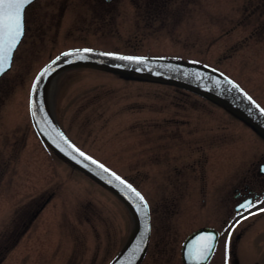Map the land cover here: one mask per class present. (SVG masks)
<instances>
[{
    "label": "rangeland",
    "instance_id": "1",
    "mask_svg": "<svg viewBox=\"0 0 264 264\" xmlns=\"http://www.w3.org/2000/svg\"><path fill=\"white\" fill-rule=\"evenodd\" d=\"M71 46L199 60L264 106V0H35L12 66L0 77V264H106L133 228L125 205L51 151L33 126V80ZM48 98L70 137L134 180L151 204V245L141 264H178L176 239L200 218L209 220L204 214L232 205L219 208L208 197L186 216L197 188L212 193L230 164L239 177L240 169L264 161L260 133L207 98L164 82L73 68L55 76ZM198 136L205 141L191 144ZM204 152L205 178L182 172L181 203L169 204L178 207L172 219L162 201L171 189L166 170L175 164L165 159L189 166ZM252 222L239 259L263 264L264 214Z\"/></svg>",
    "mask_w": 264,
    "mask_h": 264
},
{
    "label": "water",
    "instance_id": "2",
    "mask_svg": "<svg viewBox=\"0 0 264 264\" xmlns=\"http://www.w3.org/2000/svg\"><path fill=\"white\" fill-rule=\"evenodd\" d=\"M27 6L28 5L25 6V9ZM83 49H92L93 52L84 53L81 51L79 56L73 55L69 57H64L62 55L64 53H75L77 50ZM14 52L15 50L11 53V61L6 71L11 67ZM99 53H115L117 56L144 57L147 58V60L144 64H137L131 61L119 60L111 56L99 55ZM57 57H60V59L57 60ZM79 65H93L119 71L127 76H141L189 87L228 106L264 135V113H261L255 105H259L260 108L263 107L236 81L222 72L206 65L182 59L133 55L92 47H76L62 51L38 72L30 90V112L36 130L43 140L66 160L110 188L125 201L134 215L135 227L125 246L109 264H138L146 251L149 241V208H147V215H145V211L141 207L137 197H135L125 185L116 180L115 177L112 176V173H115L124 181L127 180L98 159L80 149L65 134L56 121L49 105L48 89L54 77L65 69ZM229 81H231L232 84L238 85L239 88L233 87L232 84L228 83ZM245 93L255 101V104H252L247 99L244 95ZM75 149H79V152ZM80 152H83L85 156L91 157L92 160L98 163L93 164L91 160H87L84 156H81L79 154ZM99 164H103L109 171L105 172L98 166ZM127 183L131 184L128 181ZM132 187L135 188L133 185ZM135 189L142 195L137 188Z\"/></svg>",
    "mask_w": 264,
    "mask_h": 264
},
{
    "label": "flooded vegetation",
    "instance_id": "3",
    "mask_svg": "<svg viewBox=\"0 0 264 264\" xmlns=\"http://www.w3.org/2000/svg\"><path fill=\"white\" fill-rule=\"evenodd\" d=\"M173 86L190 93H195L206 99V96H204L203 94L185 89L179 85H173ZM208 100L222 107L220 103L214 100H210V99ZM225 110L228 111L229 113H232L227 108ZM196 139H199L197 141H201V140L205 141L204 140L205 138H202V136L201 137L198 136L195 138H191L192 142L190 143L191 144L195 143L194 141ZM214 139L215 137L213 138V142ZM200 149H196V150L200 151ZM166 160L168 162L170 161L171 163L173 162V165L174 164L175 165L173 168L168 167L169 169L166 170L169 172L166 178L169 181L168 185H171V189L169 188V192H167V194L169 193V195L165 197L166 201L164 198L162 202L168 203L167 211L169 216L172 217L173 219V217L178 212V207L176 208L173 207L171 209L170 205H177L181 203L179 199L180 192L178 189L179 188L178 181L180 180V177H182L185 174V171H188L189 169L193 173H195V170H198V172L201 173L200 178L203 180V178H205L204 172H205L206 156L204 152L200 156L194 157L193 161L189 163V166L188 163H185L184 166H180L179 164H177L178 158L175 156H173V158L171 157L170 160L166 158L165 161ZM171 163L167 165L169 166ZM262 163H264L263 160L262 162L259 163L258 167L256 165H252V166L248 165L246 166V169L244 170L240 169L241 174L239 175V177L237 175L238 172L237 166L230 164L229 166L226 167V169L223 170L225 172H223L220 175V180L218 182V185L214 186L215 187L214 192L206 193L205 187L197 188L196 194H194V196L192 197V201L190 200L188 203V204L193 203V205L188 207L189 212L187 210L186 213L184 214L186 216H188L189 214L190 215L195 214L194 212L195 202L205 203L208 197L212 199L211 201L213 202L211 203L219 204L218 205L219 208L225 206L228 202H230L232 205L227 207L226 208L227 210H225L224 212L218 211L215 212V214L213 213L212 214L213 216H211L210 213L204 214L205 217H207L209 220L204 222L202 221V218H200V220L194 223V224L197 223V225L194 228L189 229L186 233L183 234L182 239H176V242H178V244L176 245V252H178L180 257V259L177 261L178 264H242L241 260L239 259L240 253H238L241 252L242 249H239V246L240 244L242 245V243H244L245 241L243 240L244 238H248L249 230L253 225L252 220L255 219V217L257 216L264 214V211H261V209H264V172L261 171ZM162 171H164V169H162ZM182 172H184V174ZM158 173L160 172H157L156 174L157 176ZM196 177L197 179H199L197 175ZM231 182H233L232 183L233 185L232 187H229ZM224 189L225 192L222 194ZM249 201L252 202L253 204L252 207L250 208L239 207L241 204H247ZM221 204L223 205L221 206ZM41 208L43 207L41 206ZM150 209L152 214V208L150 207ZM188 220H190V218H188ZM152 227H153V220L151 215V237H150L149 247L151 245V239H152ZM202 228H207V229L203 232L195 233L196 231H199ZM22 232L23 230L19 231L18 235L22 234ZM9 233L10 235L11 234L14 235V231L12 230H10ZM209 236H214L215 239L209 240L208 239ZM12 242H14V240ZM205 244L214 245L213 250L211 254H209L208 260L206 261L198 260L197 257L199 253L202 251L203 245ZM149 247L144 257H146ZM143 260L144 258L142 259V261ZM141 262L139 264H141Z\"/></svg>",
    "mask_w": 264,
    "mask_h": 264
},
{
    "label": "snow or ice",
    "instance_id": "4",
    "mask_svg": "<svg viewBox=\"0 0 264 264\" xmlns=\"http://www.w3.org/2000/svg\"><path fill=\"white\" fill-rule=\"evenodd\" d=\"M32 2L33 0H0V75H3L5 73L11 61V53L15 50V48L20 42L21 36L24 34L25 6L31 4ZM81 51H83L84 53L93 52L92 49H83V50H77L75 53H64L62 55L64 57H69L73 55L79 56V53ZM99 55L111 56L119 60L131 61L137 64H144L147 60V58L144 57L117 56L115 53H99ZM59 59L60 57H57V60ZM67 62H71V61H67ZM228 83L232 84L231 81H229ZM232 86L235 88H239V86L235 84H232ZM244 95L252 104H255V101H253L250 96H247L246 93ZM255 106L260 110L261 113H264V108H260L259 105H255ZM75 150L79 152V149H75ZM79 154L81 156H84L85 159L91 160L93 164L98 163L97 161L92 160L91 157L85 156L83 152H80ZM98 166L101 169H103L105 172L109 171L104 167L103 164H99ZM261 171L264 172V166L261 167ZM112 176H114L116 180L120 181L121 184L125 185L126 188L130 190V192L134 194L135 197H137L138 201L141 204V207L145 211V215H147L148 205L144 197L138 191H136V189L133 188L131 184H128L127 181H124L123 179H121V177L117 176L115 173H112ZM252 206H253L252 202L249 201L247 204H241L239 207L250 208ZM261 211H264V209H261ZM208 239L214 240L215 237L209 236ZM213 247L214 245H208V244L203 245L202 251L199 253L197 259L204 261L208 260L209 254H211Z\"/></svg>",
    "mask_w": 264,
    "mask_h": 264
},
{
    "label": "bare ground",
    "instance_id": "5",
    "mask_svg": "<svg viewBox=\"0 0 264 264\" xmlns=\"http://www.w3.org/2000/svg\"><path fill=\"white\" fill-rule=\"evenodd\" d=\"M25 14H26V10H25ZM76 67H85V68H94L95 66H93V65H79V66H74V67H72V68H76ZM222 105H224L223 103H222ZM224 106H226V105H224ZM228 107V106H227ZM232 110V109H231ZM233 111V110H232ZM236 115H238L235 111H233ZM60 158L61 159H63L65 162H66V159L64 158V157H62V156H60ZM66 163H68V162H66ZM81 170V169H80Z\"/></svg>",
    "mask_w": 264,
    "mask_h": 264
},
{
    "label": "trees",
    "instance_id": "6",
    "mask_svg": "<svg viewBox=\"0 0 264 264\" xmlns=\"http://www.w3.org/2000/svg\"><path fill=\"white\" fill-rule=\"evenodd\" d=\"M128 210V209H127Z\"/></svg>",
    "mask_w": 264,
    "mask_h": 264
}]
</instances>
